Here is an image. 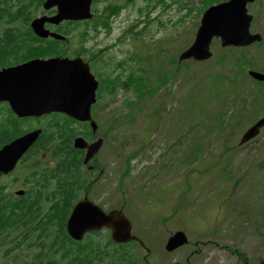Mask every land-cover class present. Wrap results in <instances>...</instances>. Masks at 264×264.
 <instances>
[{
	"label": "rangeland",
	"instance_id": "obj_1",
	"mask_svg": "<svg viewBox=\"0 0 264 264\" xmlns=\"http://www.w3.org/2000/svg\"><path fill=\"white\" fill-rule=\"evenodd\" d=\"M125 1L107 0L98 6L123 5ZM12 2L17 4L16 0ZM203 9L201 0H165V5L162 0H133L112 20L110 32L100 27L105 46L109 47L105 60H120L127 51L138 49L144 54H162L166 66H170L169 58L178 57L194 41ZM44 12L41 6L35 16ZM249 12L257 16L251 30L264 34V3L255 2ZM134 24V33L143 34L139 40L137 34L126 33ZM4 26L0 24V33ZM78 32L74 30L73 35ZM120 38H124L121 43ZM212 50L214 55L209 60L189 61L188 67L182 62L173 81L146 95L142 102L132 91L122 89L111 97L103 96L104 112L99 117L107 139L97 162L107 170L92 184L88 196L107 210L125 209L134 233L150 250L147 253L140 246L135 248L140 264H240L229 248L240 247L247 250L248 256L256 254L258 241L253 237V226L245 225L239 237L230 236L243 224L236 217L264 209V133L245 148L235 147L242 132L264 110V97L257 103L248 97L255 87L249 78L236 93L231 87L225 92L210 91L208 73L214 78L238 71L231 53L224 63L216 62L227 50L219 40L213 41ZM257 51L260 54L256 59ZM245 52L247 59H254L256 69H262L264 46L252 45ZM155 56L149 61L154 67L161 55ZM150 77L153 80L155 74ZM199 80L205 88L197 84ZM166 96L160 115L153 114ZM125 99L135 102L130 109L136 115L132 121L125 117ZM220 113H227L229 118L237 116L220 126ZM228 146L230 151L226 150ZM133 152L131 173L126 175L125 159ZM85 194L82 192L81 197ZM178 230L188 235L191 244L168 252L166 241ZM93 238L104 240L106 236ZM36 241L33 235L24 243V258L39 251L38 246L30 245ZM195 248L197 252L192 253Z\"/></svg>",
	"mask_w": 264,
	"mask_h": 264
},
{
	"label": "water",
	"instance_id": "obj_2",
	"mask_svg": "<svg viewBox=\"0 0 264 264\" xmlns=\"http://www.w3.org/2000/svg\"><path fill=\"white\" fill-rule=\"evenodd\" d=\"M92 0H46L45 8L58 7L54 16H43L32 21L35 33L46 37L52 35L65 39L59 33L45 28L46 22L58 24L65 19L91 18ZM255 0H229L213 5L205 10L195 42L184 51L180 60L194 58L205 60L212 56L210 50L214 37L221 38L225 46H247L262 40L259 33L252 34L250 25L252 15L248 14L247 4ZM254 78L264 80V74L249 72ZM99 81L85 64L82 58L68 57L36 58L17 66L0 70V99L17 100L20 103L15 109L24 114H42L62 110L80 121H89L93 131H97V123L92 118L91 107L97 101ZM18 100L20 102H18ZM264 126V118L260 119L244 134L241 143L256 136ZM38 131L21 137L0 150V171L11 170L20 155L29 147L38 135ZM103 140L89 144L83 137L75 139L77 148H87L85 162H88L101 148ZM67 231L76 240L83 239L87 232L108 227L112 230V238L117 243L138 240L133 234L131 221L123 210L114 209L105 212L86 196L75 204L68 218ZM187 243L186 235L179 231L170 237L167 249L172 251Z\"/></svg>",
	"mask_w": 264,
	"mask_h": 264
},
{
	"label": "trees",
	"instance_id": "obj_3",
	"mask_svg": "<svg viewBox=\"0 0 264 264\" xmlns=\"http://www.w3.org/2000/svg\"><path fill=\"white\" fill-rule=\"evenodd\" d=\"M17 4L14 5L12 0H0V22L5 21L6 27L3 31V34L7 36L19 37L16 39H10L9 44L15 54H12L10 58L17 57V52L26 53L25 58L34 56V55H52L55 54L58 50L54 48L44 49L43 47H32L33 42H31V37L34 35L29 23L38 9L41 7L43 0H16ZM222 0H201L202 8L207 7L208 5ZM107 8V7H106ZM108 18L112 15L117 14L118 9H113L112 7L107 8ZM107 14V13H106ZM99 17V16H98ZM95 18V26L98 27L102 25L105 28L110 27V21L102 20L101 18ZM73 25V30H79L78 35L87 34L88 26L81 24V22H70ZM97 30V28H95ZM71 30L63 32L65 34H71ZM43 43V42H40ZM257 48H260L264 45L261 43L257 44ZM232 56H235V65L237 67L247 64L248 66L254 65V60H248L245 58L246 53L243 49H231L229 50ZM222 52L220 56L216 59V62L224 63L228 57V52ZM256 53H260L257 51ZM126 59H120L118 62H106V65L103 69V78L100 95L108 94L110 97L113 94H116L119 89L125 91H132L137 99H140L142 102L146 95H153L159 88L167 87L168 83H171L174 77L177 75L178 71H181V63L178 62L177 56H172L169 59L171 62L170 66H166L165 59L159 58V63L154 67V65L140 64L135 65V62L142 60L139 54L128 53ZM160 55V53H158ZM164 63L166 68H164ZM185 66H189L188 63ZM119 68V70H118ZM208 73V72H207ZM155 74V78L151 80L150 75ZM237 81L238 85L244 83L245 79L241 75L240 71L233 73L232 76H227L223 74H217L214 79L208 73L206 76V81H209L211 84L210 91L213 93H218L222 90L225 92L228 87L226 86L230 81ZM236 87V82L232 83ZM198 85L205 88L200 80ZM223 96V95H222ZM221 96V97H222ZM255 96H259L258 92ZM167 96L163 99L157 106V110L153 114H158L162 112L163 106H165V100ZM224 103V102H223ZM137 104V103H136ZM135 107V102L133 100H126L123 104L125 111V117L127 120L135 118V114L130 112L132 107ZM140 106V105H138ZM136 113V111H135ZM224 115L222 118L224 120ZM71 143V138H67V141L64 142L65 145H60L57 147L58 152H63V155H71L72 148L67 144ZM66 146V147H65ZM135 153H131L126 157V169L124 170L125 174L129 173V166L131 158ZM74 162L71 168H67L66 171L71 170V176H65L62 182L59 184V200H58V210H57V224L58 230L56 235L50 244V260L51 264H139L138 257L135 254L133 245L131 244H115L110 238H107L106 241L102 239L92 238V234L88 235L86 240L83 242H76L72 240L65 230V223L68 217V214L73 206V204L80 198L82 191L88 188V184L85 181L86 178L81 174L78 166L81 165V159H78V156H73ZM87 181H89L87 179ZM96 234V233H95ZM97 234H100L98 232ZM52 235L51 231L47 233L48 238ZM137 257V258H136ZM31 264H39L38 261H32Z\"/></svg>",
	"mask_w": 264,
	"mask_h": 264
},
{
	"label": "flooded vegetation",
	"instance_id": "obj_4",
	"mask_svg": "<svg viewBox=\"0 0 264 264\" xmlns=\"http://www.w3.org/2000/svg\"><path fill=\"white\" fill-rule=\"evenodd\" d=\"M15 38L18 37L0 36L3 41L0 44V66L9 54L7 40ZM73 38L75 42L70 40L51 46H60L69 57L81 56L85 62H90L93 69L102 65L105 41L101 35ZM89 128L88 122L82 123L63 112L19 115L8 101H0V149L28 133L42 130L15 167L7 173L0 172V264H10V217L19 226H28L36 216L40 220L46 219L47 226L55 224L59 184L65 176L72 175L71 170L66 171L67 168L72 169L70 157L63 155L62 151L58 152L57 147L65 145L67 138L73 141L76 136H94ZM67 144L69 148L70 142ZM236 219L243 224H240L237 233L233 230L235 233H232L231 239L239 237L242 228L247 225L253 226V237L258 241L256 254L243 259L241 264H264V209L251 214L246 212Z\"/></svg>",
	"mask_w": 264,
	"mask_h": 264
}]
</instances>
